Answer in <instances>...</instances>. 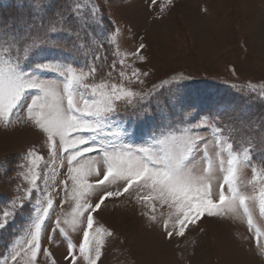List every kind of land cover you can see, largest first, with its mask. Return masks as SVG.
<instances>
[{
  "label": "rangeland",
  "instance_id": "obj_1",
  "mask_svg": "<svg viewBox=\"0 0 264 264\" xmlns=\"http://www.w3.org/2000/svg\"><path fill=\"white\" fill-rule=\"evenodd\" d=\"M42 2L48 5L46 11L41 10L40 0L35 7L34 0H0V44L10 47L13 37L19 40L26 31L24 38L29 39L33 33L56 26L58 31L49 35L66 47H75L69 53L43 46L38 49L42 55L34 54L27 61V69L37 60L58 59L87 70L93 56L99 52L106 60L102 71L93 78L94 82L107 79L113 60L117 61V68L112 76L121 82L118 76L121 54H131L143 43L146 47L141 55L145 62L129 55L127 63L131 67L124 70L129 74L133 69L147 73L141 76L144 82L124 83L134 91L151 93V104L156 111L150 116L154 117L164 108L166 112L175 113L178 120L183 107L192 105L193 116L218 117L215 122L222 129L219 135L230 140L235 150L242 152L247 147L253 161L264 160V0H172L167 7L166 0H155V3L153 0ZM77 4L81 6L78 23L66 25L59 14L52 15L54 10L63 11L71 20L68 10ZM93 6L101 10L98 16L91 14ZM29 23L37 27L27 29ZM69 27L75 29L71 34L66 30ZM11 51L14 53L15 48ZM96 63L101 64V61ZM40 75L60 79L54 73ZM123 115L136 127L137 121L130 109ZM152 124L149 119L144 126ZM197 131L213 141L209 154H214L216 134L203 129ZM31 149L44 156L42 175L49 179L51 188L59 190V194L52 192L56 204L50 221L56 217L70 219L74 204L70 198L62 202L61 190L67 164L60 167L59 159L53 163L39 130L22 122L7 129L0 126V216L11 210L10 201L17 194V187L29 186L24 175L30 166L26 153ZM254 166L261 168L259 163ZM4 170L7 174H3ZM253 175L251 167L245 168L242 179L250 180ZM218 176L222 178V174ZM38 183L44 187L43 179ZM246 190L251 191V188ZM42 194L35 192L34 196L39 198ZM100 194L97 192L91 197L93 203ZM253 207L254 223L264 230V217L259 216L258 203ZM31 212H34V204L29 202L6 229L0 230V264H10L11 246L24 235V229L31 222ZM147 212V207L127 194L105 201L93 214L94 228L103 227L113 235L105 236L99 264H264V249L258 246L246 219L205 216L196 225H190L184 237L168 239L162 229L167 208L157 207L156 222L149 221L143 214ZM69 234L74 242L81 240L80 231H69ZM260 244H264V237ZM43 247L52 251L57 264H67L64 259L67 245L59 232L52 242L45 236Z\"/></svg>",
  "mask_w": 264,
  "mask_h": 264
},
{
  "label": "snow or ice",
  "instance_id": "obj_2",
  "mask_svg": "<svg viewBox=\"0 0 264 264\" xmlns=\"http://www.w3.org/2000/svg\"><path fill=\"white\" fill-rule=\"evenodd\" d=\"M36 2L34 0V7ZM40 2L41 10L46 11L48 5ZM171 4L172 0H166L165 7ZM80 9L77 4L68 10L71 20L63 11L54 10L52 15L59 14L66 25H71L79 22ZM100 11L95 6L90 9L93 16H98ZM34 27L37 26L27 25V29ZM66 30L69 34L75 31L70 27ZM57 31L58 28L52 26L25 39L26 31L19 40L13 37L10 47L0 44V126L7 129L22 122L39 130L48 145L51 161L55 163L59 159L60 167L67 164L62 202L70 198L74 204L70 219L56 217L50 221L56 204L52 192L59 194V190L51 188L49 179L42 175L44 156L35 149L29 150L26 159L30 166L24 175L29 186L17 187V194L10 201L11 210L0 216V230H4L29 202L34 204L24 235L11 246L10 264H57L52 251L43 247L45 236L52 242L56 232L66 241L64 259L67 264H78V261L99 264L105 236L113 233L103 227L94 228L93 214L109 198L118 199L126 194L149 209L143 214L150 222L157 221L158 206L167 208L162 229L168 239L184 237L188 227L205 216L230 217L246 219L258 246L264 249V244H260L264 230L254 223L253 207L258 203L259 216L264 217V160L253 161L247 147L242 152L235 150L230 140L219 135L222 129L215 122L218 117L193 116L192 105L183 107L178 120L175 113L166 112L164 108L154 117L150 116L156 111L151 104V93L134 91L124 83L144 82L141 76L147 73L133 69L129 74L124 70L131 67L127 63L129 55L145 62L141 55L146 47L143 43L135 52L121 54L118 61L121 82L112 76L117 68L115 60L109 65L107 79L94 82L93 78L102 71L106 60L99 52L93 56L87 70L58 59L37 60L27 69V61L34 54L42 55L38 49L43 46L72 52L75 45L66 47L49 35ZM11 48H15L14 53ZM42 72L54 73L60 79L45 78L40 75ZM128 109L137 121L136 127L123 115ZM149 119L153 124L145 127ZM201 129L216 134L214 154H209L213 141L197 131ZM255 163L261 168L257 169ZM249 167L254 175L244 181L243 170ZM42 179L43 188L38 183ZM248 188L251 191H247ZM35 192L43 194L37 198ZM97 192L101 194L93 203L91 197ZM69 231H80L81 240L74 242Z\"/></svg>",
  "mask_w": 264,
  "mask_h": 264
}]
</instances>
